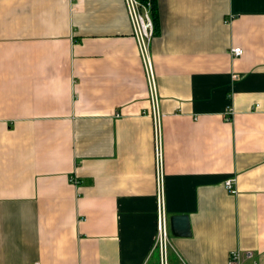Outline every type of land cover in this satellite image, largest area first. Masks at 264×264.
I'll return each mask as SVG.
<instances>
[{"label": "crops", "instance_id": "crops-1", "mask_svg": "<svg viewBox=\"0 0 264 264\" xmlns=\"http://www.w3.org/2000/svg\"><path fill=\"white\" fill-rule=\"evenodd\" d=\"M157 5L170 264H264V0ZM150 107L125 0H0V264H159Z\"/></svg>", "mask_w": 264, "mask_h": 264}, {"label": "built area", "instance_id": "built-area-1", "mask_svg": "<svg viewBox=\"0 0 264 264\" xmlns=\"http://www.w3.org/2000/svg\"><path fill=\"white\" fill-rule=\"evenodd\" d=\"M128 15L133 26V36L137 42L138 51L143 61L144 70L148 83V94L151 107L147 112L154 122L156 135L158 139L157 146V180H158V199H157V238L154 244V252L159 257V264H170V217L165 202V166L162 147L160 145V126L162 118L166 115L161 110L160 94L158 81L151 57V45L155 37L154 23L151 18L150 3L143 4L140 0H125ZM234 57L243 55L242 48L232 50ZM228 118L233 116L232 109L228 110ZM71 182L78 184V181L72 177ZM234 180L226 181L225 185L232 194H237ZM40 264V263H33ZM228 264H260L254 251L235 250L230 253Z\"/></svg>", "mask_w": 264, "mask_h": 264}, {"label": "water", "instance_id": "water-1", "mask_svg": "<svg viewBox=\"0 0 264 264\" xmlns=\"http://www.w3.org/2000/svg\"><path fill=\"white\" fill-rule=\"evenodd\" d=\"M170 226L175 236L190 234V219L187 215H174L170 218Z\"/></svg>", "mask_w": 264, "mask_h": 264}, {"label": "trees", "instance_id": "trees-1", "mask_svg": "<svg viewBox=\"0 0 264 264\" xmlns=\"http://www.w3.org/2000/svg\"><path fill=\"white\" fill-rule=\"evenodd\" d=\"M143 4H148L150 3L151 8V18L154 23V28H155V36L160 30V16H159V10H158V5H157V0H140Z\"/></svg>", "mask_w": 264, "mask_h": 264}]
</instances>
